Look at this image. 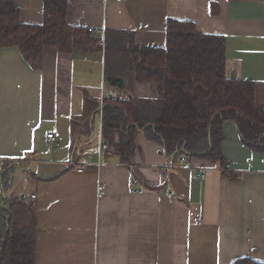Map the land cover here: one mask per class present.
<instances>
[{"label":"crops","instance_id":"1","mask_svg":"<svg viewBox=\"0 0 264 264\" xmlns=\"http://www.w3.org/2000/svg\"><path fill=\"white\" fill-rule=\"evenodd\" d=\"M12 1L22 23H41L42 0ZM63 1L68 25L102 31L88 33L101 49L46 47L40 70L18 48L0 50V239L33 218L34 264L264 262V152L246 147L234 124L223 126L222 166L171 158L142 131L123 165L112 153L97 157L101 107L91 109L106 98L159 99L152 82L106 84L105 37L124 32L137 47L162 48L173 19L224 37L227 77L251 81L264 110V0Z\"/></svg>","mask_w":264,"mask_h":264},{"label":"trees","instance_id":"2","mask_svg":"<svg viewBox=\"0 0 264 264\" xmlns=\"http://www.w3.org/2000/svg\"><path fill=\"white\" fill-rule=\"evenodd\" d=\"M66 12L65 1L42 0L41 23L24 24L13 1L0 0V50L18 48L32 70H40L46 47L62 55L100 51L99 42L84 28L66 23ZM105 50L106 84L130 90L134 82H152L159 96L155 101L128 97L91 102V109L101 107L102 143L121 164H130L135 134L142 131L171 158L222 166L227 122L235 125L246 147L264 152V110L254 101L251 81L227 77L224 37L200 34L190 21L168 19L162 48L137 47L130 34L115 32L105 37ZM11 226L0 239V264H34V219L25 231ZM232 264L264 262L243 257Z\"/></svg>","mask_w":264,"mask_h":264},{"label":"built area","instance_id":"3","mask_svg":"<svg viewBox=\"0 0 264 264\" xmlns=\"http://www.w3.org/2000/svg\"><path fill=\"white\" fill-rule=\"evenodd\" d=\"M117 1L118 2H121L123 0H117ZM86 32L89 33V34H93V35L94 34L95 35L102 34V31H98L96 29H87ZM228 69H229V67H228ZM101 120H102V117H101V113H100V122H99L100 123V132L99 133H101ZM46 139H47L48 142H50L52 144H55V138H54L53 134H47L46 135ZM106 152L112 153L108 149V147L106 145H104L103 143H101V134H100L99 146H98V149L96 151V155H97V157L101 158L104 155V153H106ZM92 159H93V154L87 155V160L88 161H91ZM184 161H181V163L184 162ZM69 165L70 166H73L74 164H73V162H70ZM84 166H85L84 164H79L78 166H76V168H75L76 172L77 173H82L83 172V169H84ZM227 168H228V166H227ZM197 177L200 178V179H203L204 178V175L198 173L197 174ZM130 185H132V184H130ZM131 192H136V190L133 189V188H131ZM21 199L24 200V201H26V202H33L36 199V196H34V195H23L21 197Z\"/></svg>","mask_w":264,"mask_h":264},{"label":"water","instance_id":"4","mask_svg":"<svg viewBox=\"0 0 264 264\" xmlns=\"http://www.w3.org/2000/svg\"><path fill=\"white\" fill-rule=\"evenodd\" d=\"M234 77V74L232 73L231 75H230V78L232 79Z\"/></svg>","mask_w":264,"mask_h":264}]
</instances>
